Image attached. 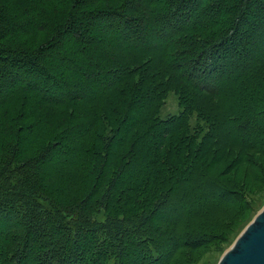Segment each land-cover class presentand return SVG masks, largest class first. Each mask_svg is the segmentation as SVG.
I'll return each instance as SVG.
<instances>
[{"label": "trees", "instance_id": "obj_1", "mask_svg": "<svg viewBox=\"0 0 264 264\" xmlns=\"http://www.w3.org/2000/svg\"><path fill=\"white\" fill-rule=\"evenodd\" d=\"M222 166L264 180V0H0V264H181Z\"/></svg>", "mask_w": 264, "mask_h": 264}, {"label": "rangeland", "instance_id": "obj_2", "mask_svg": "<svg viewBox=\"0 0 264 264\" xmlns=\"http://www.w3.org/2000/svg\"><path fill=\"white\" fill-rule=\"evenodd\" d=\"M181 109L177 96L173 92H169L164 104L158 111V115L163 119L169 115L178 114ZM245 168L247 169L244 166H232L228 171L222 166L216 169L218 174L224 175V182L232 186L234 182H244L248 191L242 190L244 199L238 201L239 203L235 207L222 208L219 212H210L208 217L201 219L196 228L199 229L202 223L203 225H211L212 229L217 228L213 230L217 236H215L210 245H200L191 248L190 251H182L177 255V262L181 264H215L225 250L231 246L251 218L264 205V180H251ZM210 210L209 208L207 212Z\"/></svg>", "mask_w": 264, "mask_h": 264}, {"label": "water", "instance_id": "obj_3", "mask_svg": "<svg viewBox=\"0 0 264 264\" xmlns=\"http://www.w3.org/2000/svg\"><path fill=\"white\" fill-rule=\"evenodd\" d=\"M215 264H264V205Z\"/></svg>", "mask_w": 264, "mask_h": 264}]
</instances>
